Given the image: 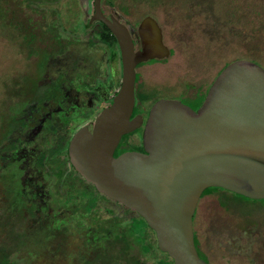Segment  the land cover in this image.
Here are the masks:
<instances>
[{
    "label": "flooded vegetation",
    "instance_id": "af4514ba",
    "mask_svg": "<svg viewBox=\"0 0 264 264\" xmlns=\"http://www.w3.org/2000/svg\"><path fill=\"white\" fill-rule=\"evenodd\" d=\"M163 2L34 0L35 4L25 7L22 4L13 9L3 6L0 17H5L4 22L11 24L14 23L12 19H16L18 25L10 27L16 26L17 33L28 38L26 44L29 46H22L25 56L33 58V63L24 74L5 85L7 98L0 107V197L6 208L0 218V264H34L37 249L42 246H34L33 233L42 225L48 226L49 232H56L52 239L60 232L84 234L87 240L93 239V233L105 234L107 237L102 246V242L91 241L87 250L77 251L84 264H134V258L147 264L133 251L135 243L141 254H147L134 240L133 230L121 226L122 221H132L139 214L97 191L85 180L71 164L68 148L78 130L92 131L96 117L110 106L120 86L121 52L118 40L109 28L111 22L124 26L134 50H139V26L149 17L157 25V33L168 49L166 55L136 65L130 118L137 116L140 125L122 134L114 156L126 151L145 152L143 130L151 105L159 98L178 99L157 96L158 92L167 90L173 95H181L185 99L181 101L194 110L201 105L209 84L203 91L197 88L187 96L180 91L172 92L169 87L146 91L140 84L138 68L162 63L174 53L166 43L165 24L155 10ZM7 12L12 13L8 19ZM66 59L71 63V73L67 68L55 70V65ZM224 190L202 192L199 201L205 194L216 192L221 196V199L218 196L220 206L227 211L225 204L229 202L252 199L245 196L235 199L229 194L231 191L225 193ZM253 200L264 203V198ZM198 203L192 225L196 250L203 260L208 264H264V210L255 215L246 211L237 215L230 212L233 218L226 219L221 241L211 240L210 245L208 242L206 252L199 245L195 228ZM28 220L34 222L30 228L16 227ZM122 237H125V245ZM148 238L154 246L151 233ZM217 248L222 251L221 255L212 254L211 258L209 251L215 253ZM22 252H30L31 259L21 256ZM148 255L153 257V264L163 263L158 256ZM217 258L221 263H214Z\"/></svg>",
    "mask_w": 264,
    "mask_h": 264
},
{
    "label": "water",
    "instance_id": "95a60500",
    "mask_svg": "<svg viewBox=\"0 0 264 264\" xmlns=\"http://www.w3.org/2000/svg\"><path fill=\"white\" fill-rule=\"evenodd\" d=\"M108 24L121 52L120 86L92 131L80 129L71 139V164L97 191L135 210L173 264H208L197 253L192 225L203 190L264 198V67L248 59L229 62L196 110L179 99H157L143 130L145 152L114 156L122 134L140 125L137 116L130 118L136 65L168 49L149 17L139 26V50L124 26Z\"/></svg>",
    "mask_w": 264,
    "mask_h": 264
},
{
    "label": "rangeland",
    "instance_id": "374dc122",
    "mask_svg": "<svg viewBox=\"0 0 264 264\" xmlns=\"http://www.w3.org/2000/svg\"><path fill=\"white\" fill-rule=\"evenodd\" d=\"M33 2L34 0H0V12L5 5L13 9L17 5L22 4L21 6L25 7ZM155 10L165 24L166 43L174 49V53L162 63L138 68L143 90L169 87L172 92L180 91L183 96H187L197 88L203 91L222 66L231 60L248 59L264 67V0H164ZM11 14L9 12L5 14L8 16L7 19ZM4 19L5 17H0V107L4 98H7V93L4 92L7 89L5 85L24 74L33 63V58L25 56V47L22 46V44L28 45L26 44L28 38L20 36L16 26L10 27L16 24L14 21L16 19H12L13 24L4 22ZM70 64L68 59L59 61L55 65V70L67 68L70 74L73 70ZM157 96L176 97L185 101L181 95H173L167 90L158 92ZM224 192L228 193L227 190ZM229 194L235 199L241 198L232 192ZM218 196L220 195L216 192L205 194L197 206L195 228L200 240L199 245L206 252L208 242L210 245L211 240L221 241V234L226 229L225 221L227 218H233L232 214L237 215L236 213L246 211L255 215L264 210L263 202L251 199L237 200L236 203L229 202L225 204L227 209L225 211L218 202ZM4 210L6 208L0 197V218H3ZM132 221H134L132 230L137 237L150 235V232H145L146 228L141 227L143 226L141 222L135 219ZM14 223L16 225V221ZM31 224H34L31 220L23 221L16 227L30 228ZM131 225V221L124 220L121 223V226L127 229H131ZM55 233L51 230L49 232L48 226L45 225L38 227L33 233L34 246L38 248L42 246L37 249L38 254L37 258L33 259L34 264L45 262V264H84L77 251L87 250L91 241L102 242L100 245L102 246L107 237L98 232V234L93 233L92 240H87L84 234L60 232L56 235L58 237L52 239ZM133 251L147 264L154 263L153 257L148 254L158 256L163 260L162 264H170L165 255L153 245H145L143 251L147 254H141L139 246L134 243ZM221 252L217 248L215 253L209 251V256L211 258L212 254L220 256ZM20 255L26 256L27 259H31L32 256L30 252H22ZM213 261L221 263L220 258Z\"/></svg>",
    "mask_w": 264,
    "mask_h": 264
},
{
    "label": "trees",
    "instance_id": "16d2710c",
    "mask_svg": "<svg viewBox=\"0 0 264 264\" xmlns=\"http://www.w3.org/2000/svg\"><path fill=\"white\" fill-rule=\"evenodd\" d=\"M225 66V65H224ZM223 66V67H224ZM222 67V68H223ZM221 70V69H220ZM219 70V71H220ZM218 71V72H219ZM215 78V77H214ZM211 84V83H210ZM210 84H209V86H210ZM205 95V93L202 95V97H201V99L203 98V96ZM141 97H142V95H141ZM215 189H220L219 187H208V188H206L205 190H204V192H203V194L205 193V192H208V191H212V190H215ZM232 194H235V195H239V194H236V193H234V192H232ZM239 196H241V197H243L242 195H239ZM135 220L136 221H138V222H141L142 224H143V226H141V227H144V228H146L147 230H149V232L151 233V235L153 236V242H154V247L157 249V250H159L158 249V246H157V243H156V238H155V234H154V231L147 225V223H146V221L141 217V216H137V218H135ZM131 223H132V225H131V229H130V231L132 230V228L134 229V221H131ZM135 227H136V225H135ZM133 236H134V240L137 242V243H139L140 244V247H141V249L143 248L144 249V247H145V245H149V246H152L151 245V243H150V241H149V235H146L145 237H142V236H140V237H137V235L135 234V232H133ZM122 240H123V245H125V243H126V240H125V237H122ZM160 251V250H159ZM163 255H165V257H166V259H168V261H169V263L170 264H173V260L167 255V253L166 252H162V251H160ZM167 261V260H166ZM133 263L134 264H144L143 262H141L139 259H137V258H134L133 259Z\"/></svg>",
    "mask_w": 264,
    "mask_h": 264
}]
</instances>
